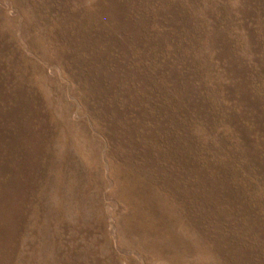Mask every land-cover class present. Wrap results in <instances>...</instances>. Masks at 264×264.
Here are the masks:
<instances>
[{"label":"rangeland","instance_id":"rangeland-1","mask_svg":"<svg viewBox=\"0 0 264 264\" xmlns=\"http://www.w3.org/2000/svg\"><path fill=\"white\" fill-rule=\"evenodd\" d=\"M0 264H264V0H0Z\"/></svg>","mask_w":264,"mask_h":264},{"label":"bare ground","instance_id":"bare-ground-1","mask_svg":"<svg viewBox=\"0 0 264 264\" xmlns=\"http://www.w3.org/2000/svg\"><path fill=\"white\" fill-rule=\"evenodd\" d=\"M169 184V183H168ZM181 216V215H180Z\"/></svg>","mask_w":264,"mask_h":264}]
</instances>
